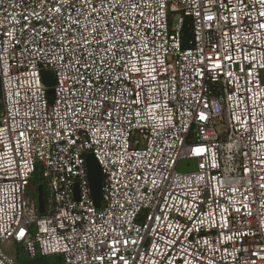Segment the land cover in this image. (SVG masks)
<instances>
[{
    "label": "built area",
    "instance_id": "1",
    "mask_svg": "<svg viewBox=\"0 0 264 264\" xmlns=\"http://www.w3.org/2000/svg\"><path fill=\"white\" fill-rule=\"evenodd\" d=\"M0 103V264H264V0H0Z\"/></svg>",
    "mask_w": 264,
    "mask_h": 264
},
{
    "label": "water",
    "instance_id": "2",
    "mask_svg": "<svg viewBox=\"0 0 264 264\" xmlns=\"http://www.w3.org/2000/svg\"><path fill=\"white\" fill-rule=\"evenodd\" d=\"M44 83L49 86L48 94L53 95L52 86L55 83L54 74L51 71H45L42 74ZM88 178L91 187V193L97 207L102 203V186H103V171L100 163L96 159L95 155L90 152L86 155ZM197 168V161L195 159L181 160L177 164V169L180 171H190ZM38 190V204L40 213L45 211V198H44V186L42 183L37 185ZM20 264H61L59 261L52 262L48 257L38 256L35 258H24Z\"/></svg>",
    "mask_w": 264,
    "mask_h": 264
},
{
    "label": "rangeland",
    "instance_id": "3",
    "mask_svg": "<svg viewBox=\"0 0 264 264\" xmlns=\"http://www.w3.org/2000/svg\"><path fill=\"white\" fill-rule=\"evenodd\" d=\"M174 15L172 13H170V17H169L170 27H172L174 25V22H175V16ZM2 111H3V106H2V103H0V115H1ZM217 126H218V128H220V130L222 131L223 134L226 133V128L224 125L221 124V122H218ZM42 180H43V178H41V171L38 169V165H37V171L35 173L34 178L31 180V184L28 188L29 193L35 198H37V196H38L37 185ZM44 192H45V195L48 196V186H46V185L44 187ZM4 249L9 253H16L19 264L22 261V259H24V257L27 256L23 245L20 243L18 244V243L12 242L9 244H5ZM55 257H57V256H55ZM50 258H53V257H50ZM62 264H64L63 260H62Z\"/></svg>",
    "mask_w": 264,
    "mask_h": 264
},
{
    "label": "trees",
    "instance_id": "4",
    "mask_svg": "<svg viewBox=\"0 0 264 264\" xmlns=\"http://www.w3.org/2000/svg\"><path fill=\"white\" fill-rule=\"evenodd\" d=\"M24 258H26V257H24ZM49 259H50V261H52V262L59 261V262L62 264V259H61L60 257H53V258H49Z\"/></svg>",
    "mask_w": 264,
    "mask_h": 264
}]
</instances>
